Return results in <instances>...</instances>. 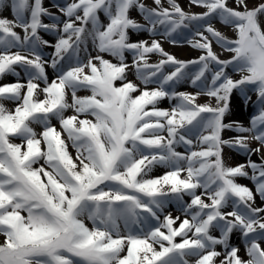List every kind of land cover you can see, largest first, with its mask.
Returning a JSON list of instances; mask_svg holds the SVG:
<instances>
[{
    "label": "snow or ice",
    "instance_id": "snow-or-ice-1",
    "mask_svg": "<svg viewBox=\"0 0 264 264\" xmlns=\"http://www.w3.org/2000/svg\"><path fill=\"white\" fill-rule=\"evenodd\" d=\"M167 3L65 0L52 4L56 14L44 0H0V12L14 17H0V78L17 77L0 86V101L16 104L10 110L0 103V264H190L188 257L194 264H264V163L229 167L223 158L224 147L259 153L249 148L250 138L264 146V3L191 0L206 9L199 14ZM216 19L233 29L234 39L213 26ZM189 26L199 37L192 46L204 53L197 60L177 59L156 39L131 37L147 32L175 42L172 34ZM89 41L118 62L100 54L82 60ZM213 41L229 59L219 58ZM45 47L54 53L46 55ZM154 53L162 57L158 63L149 62ZM189 65L196 71L189 74ZM129 68L140 84L128 80ZM184 79L199 91L169 90ZM81 90L91 94L78 96ZM234 92L245 105L256 94L251 127L228 120ZM201 95L209 102L197 103ZM165 98L177 101L171 110L158 107ZM69 109L74 114L66 116ZM225 132L239 135L225 139ZM180 145L185 152L176 150ZM156 165L170 170L149 178ZM173 201L183 220L161 216ZM237 234L248 259L232 242Z\"/></svg>",
    "mask_w": 264,
    "mask_h": 264
},
{
    "label": "rangeland",
    "instance_id": "rangeland-1",
    "mask_svg": "<svg viewBox=\"0 0 264 264\" xmlns=\"http://www.w3.org/2000/svg\"><path fill=\"white\" fill-rule=\"evenodd\" d=\"M54 2H59L61 4H63L65 2V0H44V6L49 8V11L59 14L58 9L52 7V4ZM142 2H144L146 5L150 6V7H155V5L153 4V0H142ZM176 2L180 5V7L189 14H199V13H203L204 11H206V9H204L203 7H200L196 4L191 3V0H176ZM162 3L164 4L165 7H168V3L167 0H162ZM248 3V7L249 8H254L256 6H258L260 3H264V0H247ZM229 6H234L233 5V0H229ZM0 17H4V18H8L10 20L14 19V17L12 16L11 12L8 10H5L3 12H0ZM131 17L133 19H135L138 23L144 24L145 21L143 20V17L139 14V12L137 10H133L131 12ZM101 21L103 23H107V18L101 14ZM45 23H48L49 21L45 18L44 20ZM213 26L219 30L222 34H224L226 37L230 38V39H234L235 38V33L233 31V29L230 26H226L225 24H223L221 21H219V19L214 20L213 22ZM159 27V26H158ZM161 32L163 31L162 27H161ZM17 32H20L21 35H23L22 30L17 28L16 29ZM43 35V37L45 39H48L51 43H55V37L51 34V33H41ZM205 35H207V33H205ZM131 37L133 41H139V40H147L149 42H151L152 39H156L157 41H159V43L161 44V47L164 49L165 52H168L169 54L175 56L177 59L182 60V61H191V60H197L199 58L200 55L204 54L201 50L194 48L192 46L191 41L195 40V39H199V37L195 36L191 26H189L188 28H181L178 29L176 33L172 34L173 39L162 35V34H158L155 36L150 35L147 32H140V33H131ZM213 51L219 56L220 59H229L230 58V53L227 52L226 50L222 49L218 44L215 43V41H213ZM44 53L46 55H51L54 53V49L51 47H45L43 49ZM97 54L103 55L105 59H108L110 61H112L113 63H117L118 61L116 60V58L108 55L107 53H98V51L96 50V48L91 44V41H89L88 44V50L87 52H81V59L85 60L87 56L91 55V56H96ZM126 59L125 62L129 65L132 64V55L131 53H126L125 54ZM162 57L159 54H151L150 57V63H158V61L161 59ZM166 71H170L171 69L167 68L165 69ZM87 71V69H86ZM189 72V74H191L192 72L196 71L195 67L192 65H189V68L186 70ZM47 73L49 76V80H53L55 79V73L53 72L52 68L49 66L47 67ZM127 78L128 80L133 81L134 83L140 84V81L137 80L136 75H135V70L132 68H129L127 70ZM210 75V74H208ZM238 78V75L235 77ZM17 82V77L12 76L10 74L5 75L4 77L0 78V86L4 85V84H10V83H15ZM20 82H25L24 79H21ZM117 86L120 85V81H117ZM158 85L156 84H150L148 87L149 89L151 88H155ZM41 87H43V85L41 84ZM141 87H143V85H141ZM170 91L174 90L177 92H187V93H196L199 91V88L194 87L190 80L188 79H184L181 80L180 82L174 84L170 89ZM91 93L86 91V90H81L77 93L78 96H86V95H90ZM251 97H252V102L245 105L241 98L238 96V94H236L234 92L233 94V99H232V114L230 117H228V120H234V121H238L239 123L243 124L245 127H251V118L255 115L258 114L259 112V105L256 103V94L255 93H250ZM68 100L69 103H71V94L69 92L68 95ZM210 98L204 95H201L197 98V103L203 104V103H207L209 102ZM214 102V101H213ZM0 103H3L4 106L10 110H14V108L16 107V104L12 101H8V100H3L0 101ZM177 103V101L170 99V98H165L163 100L160 101L158 107L161 109H166V110H171L175 104ZM74 112L72 109H69L65 112L66 116L69 115H73ZM84 118V117H82ZM89 119H91V117H87ZM52 125L57 129V131H61L60 128V124L59 121L57 119H53L51 121ZM33 128L35 129V131L37 132V134H39L40 132L43 131V127L41 125H36L33 124L32 125ZM163 135H167V133H163ZM239 135L238 133H234V132H225L223 134L225 139L234 137ZM244 135H248L249 137L252 136L251 133H246ZM62 137L66 140V143L69 145L68 151L72 154L73 158H75L76 154H77V150L75 148H73L71 146V141L67 140L66 134L62 133ZM17 143H20L19 140L15 141ZM248 146L250 149H257L260 148L261 151L259 153L255 152V151H251V152H244L242 150H237V149H233V148H229V147H224L223 150V158H224V163L226 166L229 167H236L238 165L244 164L247 165L249 160H251L252 162H255L257 164H262L264 163V146H262L259 141L254 140V139H249L248 140ZM43 147V145H42ZM177 151L180 152H185V147L183 145L177 146ZM198 150V149H197ZM41 163H43V161H41ZM170 169L165 168L163 166L160 165H156L155 167H153L152 171L149 173V178H155L158 176H163L167 171H169ZM249 174L251 175V169H248ZM182 176L185 175V173H181ZM238 182L248 186L249 188H253L254 189V184L252 181H250L247 178H238ZM203 191L202 189H199L198 192ZM185 201L190 202L189 198L187 196L184 197ZM257 203L260 204L259 199H257ZM264 206V205H261ZM165 214H170L173 217H177L179 216L181 220H183L185 217V214L180 210L179 206L173 201L171 203H168L165 206V210L164 212L161 214V216L163 217V215ZM190 219V216L187 217ZM89 227L92 226V222L90 220H86L85 221ZM180 221H177V224L174 225L175 227H178ZM4 238L2 236H0V241H2ZM177 241H179V237L177 238ZM233 244L238 246L241 249L240 254L243 256L244 259H248L245 251H244V244H243V240L241 238H239L238 234L237 236H234L233 238ZM262 247H264V244H262ZM218 251H222V249L218 248ZM190 262V264H194L195 262V257H188L187 258Z\"/></svg>",
    "mask_w": 264,
    "mask_h": 264
}]
</instances>
